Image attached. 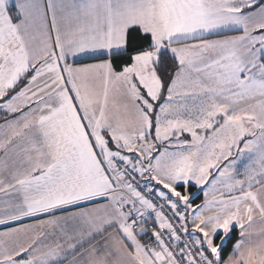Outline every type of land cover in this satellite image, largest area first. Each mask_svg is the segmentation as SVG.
Here are the masks:
<instances>
[{
	"label": "snow or ice",
	"instance_id": "1",
	"mask_svg": "<svg viewBox=\"0 0 264 264\" xmlns=\"http://www.w3.org/2000/svg\"><path fill=\"white\" fill-rule=\"evenodd\" d=\"M0 264H264V0H0Z\"/></svg>",
	"mask_w": 264,
	"mask_h": 264
},
{
	"label": "trees",
	"instance_id": "2",
	"mask_svg": "<svg viewBox=\"0 0 264 264\" xmlns=\"http://www.w3.org/2000/svg\"><path fill=\"white\" fill-rule=\"evenodd\" d=\"M201 194H200V200H201ZM200 200H198L197 202L199 203ZM238 238V231H234L233 232V241L229 242L228 247L225 249L224 253H223V258H226L228 256V254L231 252V244L234 242L235 239Z\"/></svg>",
	"mask_w": 264,
	"mask_h": 264
},
{
	"label": "crops",
	"instance_id": "3",
	"mask_svg": "<svg viewBox=\"0 0 264 264\" xmlns=\"http://www.w3.org/2000/svg\"><path fill=\"white\" fill-rule=\"evenodd\" d=\"M84 63H91V62H93V61H88V60H85V61H83ZM201 198L203 199V194L201 193ZM201 199V200H202ZM238 231V230H237ZM239 238V237H238ZM227 258V257H226Z\"/></svg>",
	"mask_w": 264,
	"mask_h": 264
}]
</instances>
